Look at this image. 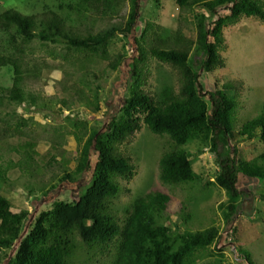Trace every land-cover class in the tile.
Wrapping results in <instances>:
<instances>
[{
  "label": "trees",
  "instance_id": "obj_1",
  "mask_svg": "<svg viewBox=\"0 0 264 264\" xmlns=\"http://www.w3.org/2000/svg\"><path fill=\"white\" fill-rule=\"evenodd\" d=\"M126 1L130 9L123 23L94 31L98 20L118 15ZM176 4L181 10H201L197 13L195 40L187 38L181 30L154 26L151 22H146L137 34L140 0H69L59 2L55 8L46 7L47 12L40 17L12 8L0 13V68L12 72L10 84L0 81L2 134L19 132L27 122L23 116H17V107L41 110L52 104L51 99H45L27 85L30 77L37 78L40 73L37 64L32 69L27 67L36 40L42 46L64 43L66 52L62 58L83 69L82 82L91 96L78 88L80 98L84 107L93 112L100 93L98 86L94 91L90 83L102 79L103 74L88 65L108 61L109 69L122 68L126 73L122 83L124 99L111 108L114 113L104 125L89 127L88 120L83 118L73 121L72 130L61 133L73 135L80 147L76 165L72 168L68 160L63 162L60 181L43 190L39 203L54 199L62 188L74 190L86 183L78 198L54 199L51 208L33 217L28 209L13 212L11 200L0 193V264H71L83 247L89 253L98 248L102 253L112 248L110 264H196L202 252L214 255L212 247L220 239V226L188 228L193 210L184 201L179 208L180 220L168 224L172 198L164 191L136 197L123 207L122 215L114 208L112 201L123 190L120 179L131 180L136 173L132 158L120 146L143 126L170 140L159 161V180L164 185L184 186L199 179L188 153L189 144L195 143L200 153L209 149L215 154L218 168L214 180H207L205 185H217L226 191L228 198L220 208L226 229H236L233 225L244 205L239 185L250 179L264 181V151L247 159L239 155L234 142L237 137L258 138L264 144V109L238 125L239 100L227 92L231 88L215 83V89L207 91L200 76L202 72L213 73L226 67L222 54L227 49L224 29L244 15L264 21V1L176 0ZM116 37L133 39V56L128 54L126 42L122 53L111 54L110 44ZM149 60L176 70L178 85L160 74L152 89ZM62 102L65 107L66 101ZM7 108L12 110L5 111ZM67 119L72 120L70 115ZM59 145L53 144V149ZM35 146L25 144L23 158L0 166V183L11 182L9 172L13 169L37 172L33 168ZM249 188L250 194H254L258 185L254 181ZM261 195L264 198V192ZM13 247H16L13 254H1L5 248ZM238 248L248 264H256L249 251L241 245ZM202 264L234 263L220 254L219 258L214 255Z\"/></svg>",
  "mask_w": 264,
  "mask_h": 264
},
{
  "label": "rangeland",
  "instance_id": "obj_2",
  "mask_svg": "<svg viewBox=\"0 0 264 264\" xmlns=\"http://www.w3.org/2000/svg\"><path fill=\"white\" fill-rule=\"evenodd\" d=\"M66 1L69 0H57V2L56 0H0V13L12 8L26 15L40 17L47 12L46 7L55 8L59 2ZM129 9L130 3L124 2L118 15L98 20L94 25V31L98 32L113 24L123 23L129 14ZM198 12L201 10L197 8L193 12L179 9L176 0H140L137 34H140L146 22H151L154 26L161 25L170 30H181L187 38L195 40ZM220 12L227 13L223 10ZM224 35L227 49L223 50L222 54L226 60V67L213 73L202 72L200 82L207 91L214 90L215 83L220 87L225 85L231 88L227 92L239 100L236 117L238 125H241L255 118L264 109V21L257 16L244 15L236 24L226 27ZM125 42L128 44V54L132 55L135 52L133 39L124 37H116L111 42V54L115 56L122 53ZM40 44L39 40L33 42L35 51L27 65L29 69H32L34 64L39 65V77H30L27 85L38 91L45 99H51L52 104L49 103V107L41 110L30 106L17 107V116L27 119L25 125H21L19 132L2 134L0 127V166L4 167L10 161L17 162L23 158L25 144H36L37 155L33 168H36L37 172L30 174L27 171L13 169L9 172L11 184L0 183V193L11 200L12 211L20 212L28 209L33 217L40 211L51 208L54 199L70 201L78 198L79 192L87 186L85 183L84 186L80 184L79 188L74 190L62 188L54 199L39 203L43 190L49 188L52 183L60 181L63 162L68 160L72 168L76 165L80 147L73 135L65 133L61 136V133L72 130L73 121L83 118L88 120L89 127L104 125L114 113V109L111 108L124 99L125 91L122 83L125 81L123 73L126 74L122 68L117 71L109 69L108 61L88 65L89 69L103 74L102 79L90 83L94 91L98 86L100 93V101L93 112L88 107H84V102L80 98L82 89L91 96V91L82 82L83 69L79 65L75 68L73 63L62 58V54L66 52L64 43L61 41L47 46ZM54 54H57L56 58ZM148 67L151 72L149 85L152 89L157 85L160 74L168 76L176 86L178 85V73L169 65L149 60ZM11 77L12 72L8 68H0V81L10 84ZM78 88L81 90L79 91ZM63 99L66 101L65 107H63ZM9 110L12 109L7 108L5 111ZM67 115H70L72 120L67 119ZM13 121H16V118ZM13 133L14 135L11 136ZM57 142L60 145L53 149V144ZM169 143L167 136L156 135L143 126L120 146L121 151L132 158L136 173L131 180L120 179L123 190L112 201L114 208L122 215L123 207L136 197L151 191H164L172 198L167 212L170 217L168 224L180 220L179 208L184 201L193 210V218L187 224L188 228L198 230L212 224L220 226V239L212 247L216 258L222 254L224 259L234 264H248L239 253L238 247L241 245L249 251L256 264H264V198L261 195L264 192V181L250 179L248 183L247 181L240 183L244 205L234 222L233 226L236 229L233 233L226 234L228 229L220 208L221 203L228 198L226 191L217 185H205L207 180H214L215 170L218 168L215 154L209 149L200 153L195 143L189 144L188 153L194 161L199 179L188 185L172 187L164 185L159 180V161ZM234 144L238 145L239 155L247 159L254 158L264 151V144L258 138L247 140L237 137ZM261 172L259 171L263 174ZM254 181L258 189H254V194H250L249 187ZM15 248H5L1 254L11 255ZM214 255L204 251L196 264H202L212 259ZM112 256V248L103 253L100 248L89 253L83 247V250L73 257L71 264H110Z\"/></svg>",
  "mask_w": 264,
  "mask_h": 264
},
{
  "label": "built area",
  "instance_id": "obj_3",
  "mask_svg": "<svg viewBox=\"0 0 264 264\" xmlns=\"http://www.w3.org/2000/svg\"><path fill=\"white\" fill-rule=\"evenodd\" d=\"M229 232H232V233H233V228H231L230 230H228V231L226 232V234H228Z\"/></svg>",
  "mask_w": 264,
  "mask_h": 264
},
{
  "label": "clouds",
  "instance_id": "obj_4",
  "mask_svg": "<svg viewBox=\"0 0 264 264\" xmlns=\"http://www.w3.org/2000/svg\"><path fill=\"white\" fill-rule=\"evenodd\" d=\"M230 229H231V228H230ZM230 229H228V230H230ZM228 230H227V231H228ZM227 231H226V232H227ZM233 232H234V228H233Z\"/></svg>",
  "mask_w": 264,
  "mask_h": 264
}]
</instances>
